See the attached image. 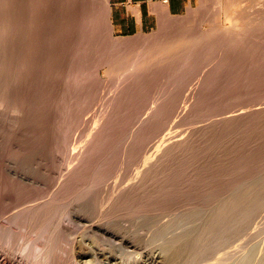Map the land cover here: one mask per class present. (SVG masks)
I'll use <instances>...</instances> for the list:
<instances>
[{
	"label": "rangeland",
	"instance_id": "obj_1",
	"mask_svg": "<svg viewBox=\"0 0 264 264\" xmlns=\"http://www.w3.org/2000/svg\"><path fill=\"white\" fill-rule=\"evenodd\" d=\"M43 252L264 264V0L131 36L110 0H0V264Z\"/></svg>",
	"mask_w": 264,
	"mask_h": 264
},
{
	"label": "crops",
	"instance_id": "obj_2",
	"mask_svg": "<svg viewBox=\"0 0 264 264\" xmlns=\"http://www.w3.org/2000/svg\"><path fill=\"white\" fill-rule=\"evenodd\" d=\"M198 0H110L115 34L131 36L158 28L168 16H183Z\"/></svg>",
	"mask_w": 264,
	"mask_h": 264
},
{
	"label": "bare ground",
	"instance_id": "obj_3",
	"mask_svg": "<svg viewBox=\"0 0 264 264\" xmlns=\"http://www.w3.org/2000/svg\"><path fill=\"white\" fill-rule=\"evenodd\" d=\"M118 45H119V44H118ZM77 219H78V218H77ZM79 219H80V218H79ZM104 231H105V230H104ZM105 232H106V231H105ZM112 235H113V234H112ZM121 240L125 242V241H126V238H125V237H121ZM128 242H129V241H128ZM126 243H127V242H126ZM41 253H42V252H41ZM42 255H43V257L40 258V260L37 259V260H38L37 263H38V262H40V263H45V262H46V263H47L48 260H47V258H46V253L44 254V252H43ZM38 264H39V263H38Z\"/></svg>",
	"mask_w": 264,
	"mask_h": 264
}]
</instances>
